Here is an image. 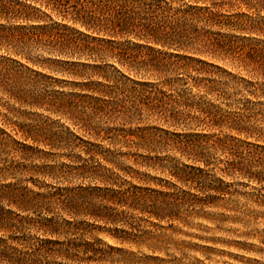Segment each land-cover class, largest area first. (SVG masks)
Here are the masks:
<instances>
[{
  "label": "rangeland",
  "instance_id": "1",
  "mask_svg": "<svg viewBox=\"0 0 264 264\" xmlns=\"http://www.w3.org/2000/svg\"><path fill=\"white\" fill-rule=\"evenodd\" d=\"M40 9L42 23L73 25ZM31 24L0 16V264H264V180L229 172L246 146L222 142L263 156L264 125L255 115L246 136L210 121L264 103L240 84L257 79L244 62L199 54L165 86L113 67L107 78L90 59L4 38ZM149 94L158 106L139 104ZM128 131L150 134L149 150Z\"/></svg>",
  "mask_w": 264,
  "mask_h": 264
},
{
  "label": "trees",
  "instance_id": "2",
  "mask_svg": "<svg viewBox=\"0 0 264 264\" xmlns=\"http://www.w3.org/2000/svg\"><path fill=\"white\" fill-rule=\"evenodd\" d=\"M24 1L0 0V16L9 14L32 22L30 27L21 25L10 29L14 31L4 35L7 40L14 39L19 43L31 41L51 47L60 56L90 59L91 63L80 64L93 70L95 75L107 78L109 76L100 72L107 67H113L118 72L125 69L165 78L168 74L184 71L189 66L188 62H203L196 56L199 54L222 59L232 57L243 61L257 78H241L243 90L257 98L264 97V79H258L264 78V44H252V39L245 36L264 34V18L261 17L264 0H30L36 4L34 6ZM40 8L73 25L42 23L41 16L31 14L42 12ZM225 29L244 35L222 32ZM108 60L116 62L120 69L106 62ZM70 63L76 64L75 61ZM206 81L208 93L213 88V81ZM169 82L165 78L161 85ZM94 89L91 88L96 91ZM131 90L141 92L135 87ZM150 98L149 103L143 98L139 104L146 103L153 108L161 101L157 94H149L147 99ZM260 104L255 108L246 105L237 114L213 116L210 121L214 126H226L238 134L252 136L259 131L249 124L255 115L264 125V103ZM123 137L148 150L154 139L146 132L136 131H128ZM230 140L222 142L229 146L232 153L235 152V145L246 146V151L241 153H244L243 160L247 163L228 162V171L239 172L250 180L263 181L264 168L257 170L255 167L264 164L261 161L264 155L252 149L245 140L233 144ZM114 194H118L122 203L134 198V194L128 192Z\"/></svg>",
  "mask_w": 264,
  "mask_h": 264
}]
</instances>
